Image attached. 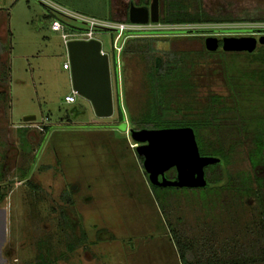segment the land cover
I'll return each mask as SVG.
<instances>
[{"label": "rangeland", "instance_id": "1", "mask_svg": "<svg viewBox=\"0 0 264 264\" xmlns=\"http://www.w3.org/2000/svg\"><path fill=\"white\" fill-rule=\"evenodd\" d=\"M109 2L62 4L75 12L71 14L118 23L106 16ZM201 7L214 17L253 20L149 23L125 35L116 67V31L95 35L108 56L114 110L111 117L100 118L82 97L65 102L71 92L70 71L62 66L66 49L49 30L41 3L19 0L5 5L6 25L0 32V190L5 194L0 203V264H182L169 222L182 231L185 241H195L202 257L209 258L230 238L246 236L254 211L227 190L219 195L193 188L154 192L134 148L139 144L128 132L152 128L140 126L138 119L147 109V72L156 58L164 63L175 51H191L184 68L192 88L176 91L172 98L201 107L209 94L227 95L224 62L199 54L205 38L264 33V21H254L264 18V0H201ZM163 8L159 0L160 13ZM227 60L236 70L262 66L244 56ZM241 80L239 103L264 114L263 78L257 73L252 78L242 75ZM26 115L35 119L23 121ZM44 126L49 129L44 131ZM228 170L238 179L246 177L250 167L245 155ZM222 197L229 198V206ZM82 232L83 244L69 251L67 243Z\"/></svg>", "mask_w": 264, "mask_h": 264}, {"label": "trees", "instance_id": "2", "mask_svg": "<svg viewBox=\"0 0 264 264\" xmlns=\"http://www.w3.org/2000/svg\"><path fill=\"white\" fill-rule=\"evenodd\" d=\"M163 7V12H159V23L163 25L253 20L211 16L202 9L201 0H163ZM257 20L264 21V18L254 19ZM218 39L221 44V38ZM3 51V45L0 43V55L4 53ZM199 54L217 56L224 62L227 95L209 94L206 105L201 107L189 101L173 100L174 92L179 90L187 92L192 88L187 77L188 71L184 68L185 60L192 53L189 50L175 51L169 61L163 63L156 58L150 66L147 72L149 88L147 109L139 116L138 123L140 126L152 128L191 127L200 155H211L221 160L220 163L210 164L204 168L208 186L193 189L216 195L227 190L233 194V199H238L240 203L243 202L252 208L254 218L247 224L248 233L244 238H230L224 241L209 258L202 257L201 252L195 247V241H185L182 231L175 229L174 224L168 221L171 234L182 264H264V114L239 103L244 92L242 75L252 78L259 73L264 80V45L259 44L251 53L225 52L222 49L208 51L204 45ZM236 56H244L251 63L259 62L262 66L259 70L255 67L257 64L247 71L236 70L226 63L227 58ZM76 109L77 107L73 111ZM123 118L119 107V120L123 121ZM48 129L49 127L44 126V131ZM241 154L247 159L250 173L238 179L229 172L228 166ZM140 158L142 160V157ZM175 175L174 168L166 172L168 178L174 179ZM150 186L154 192L162 189H179L159 187L151 183ZM4 198L5 194L0 190V203ZM222 202L226 206L230 204L228 197H222ZM84 237L85 233L82 232L81 237L68 242V250L72 251L77 244H83ZM38 257L43 259L41 253Z\"/></svg>", "mask_w": 264, "mask_h": 264}, {"label": "water", "instance_id": "3", "mask_svg": "<svg viewBox=\"0 0 264 264\" xmlns=\"http://www.w3.org/2000/svg\"><path fill=\"white\" fill-rule=\"evenodd\" d=\"M128 20L131 23L147 24L159 22V0H150L148 5L128 6ZM259 44L264 45V33L255 36L222 37L221 44L216 37L204 40L208 51L222 49L225 52H253ZM69 61L71 88L78 96L87 100L97 117L113 115L112 85L108 56L100 52L98 40H71L66 44ZM35 119L26 115L23 121ZM124 118L120 127L125 131ZM128 132L135 141V150L142 157V166L152 185L159 187L203 188L208 183L204 168L220 163L218 157L200 155L194 131L189 126L167 128H130ZM174 168V179L166 172Z\"/></svg>", "mask_w": 264, "mask_h": 264}, {"label": "built area", "instance_id": "4", "mask_svg": "<svg viewBox=\"0 0 264 264\" xmlns=\"http://www.w3.org/2000/svg\"><path fill=\"white\" fill-rule=\"evenodd\" d=\"M51 10L55 14V16L50 19V24H49L50 30L56 32L59 35L65 46V49L68 41L71 40L87 41V40L95 39L100 42V40L97 37H95L96 34L106 30L116 31V35L112 43V48L114 49L115 67L117 66L118 57L123 48L122 40L125 37V35L131 34L133 31L136 30H144L141 28L149 24V23L136 24L131 22L112 23L108 21H99L96 20L95 18L77 16L53 6ZM71 22H79L84 26V28H77V26H75ZM100 52L105 53L101 48V42H100ZM62 66L64 69L70 68L68 59H66L63 62ZM76 96H78L77 92L71 88V92L67 94L65 97V102L74 103L76 100Z\"/></svg>", "mask_w": 264, "mask_h": 264}, {"label": "crops", "instance_id": "5", "mask_svg": "<svg viewBox=\"0 0 264 264\" xmlns=\"http://www.w3.org/2000/svg\"><path fill=\"white\" fill-rule=\"evenodd\" d=\"M38 1L45 8V14L43 13V17L45 16V18H46L47 26H48L49 30H50V27H49L50 19L55 16V14L51 10L52 6L57 7L58 9H61L63 11L69 12V13H75L73 10H71V9L68 10V9H66V7L63 6V4H62L63 0H48V1L47 0H38ZM0 2H1V4H0L1 5L0 6V10H1L0 11V32H3L4 28H5L4 26L6 24H5L3 15H2V14H4L2 9L8 3H11V4L12 3L13 4L18 3L19 0H0ZM130 2H132L134 5H148L150 0H110V2H109L110 12H109V15H106V16L112 17L111 19L119 21L118 23L129 22V20H128V6H129ZM69 3H71V1ZM102 20L108 21V19H102ZM149 23H152V22H149ZM51 32H54V31H51ZM0 39H1V37H0Z\"/></svg>", "mask_w": 264, "mask_h": 264}, {"label": "flooded vegetation", "instance_id": "6", "mask_svg": "<svg viewBox=\"0 0 264 264\" xmlns=\"http://www.w3.org/2000/svg\"><path fill=\"white\" fill-rule=\"evenodd\" d=\"M149 4V3H148ZM257 37H259V35L257 36ZM78 97H81V96H78ZM77 106L75 105H73L72 107H71V110L73 111V109H75ZM119 122H122L121 120H119Z\"/></svg>", "mask_w": 264, "mask_h": 264}, {"label": "clouds", "instance_id": "7", "mask_svg": "<svg viewBox=\"0 0 264 264\" xmlns=\"http://www.w3.org/2000/svg\"><path fill=\"white\" fill-rule=\"evenodd\" d=\"M137 144V143H136Z\"/></svg>", "mask_w": 264, "mask_h": 264}]
</instances>
